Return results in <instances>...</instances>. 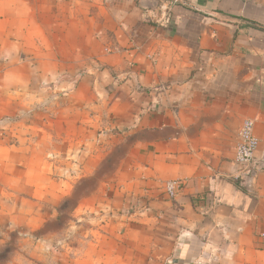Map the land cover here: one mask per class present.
<instances>
[{
  "label": "crops",
  "instance_id": "obj_1",
  "mask_svg": "<svg viewBox=\"0 0 264 264\" xmlns=\"http://www.w3.org/2000/svg\"><path fill=\"white\" fill-rule=\"evenodd\" d=\"M0 37V61L97 89V158L121 155L110 264H264V0H0ZM248 118L256 175L235 159Z\"/></svg>",
  "mask_w": 264,
  "mask_h": 264
},
{
  "label": "rangeland",
  "instance_id": "obj_2",
  "mask_svg": "<svg viewBox=\"0 0 264 264\" xmlns=\"http://www.w3.org/2000/svg\"><path fill=\"white\" fill-rule=\"evenodd\" d=\"M60 35L54 46L70 42ZM83 73L67 85L56 65L0 61V264H110L101 226L121 155L97 158V89Z\"/></svg>",
  "mask_w": 264,
  "mask_h": 264
},
{
  "label": "built area",
  "instance_id": "obj_3",
  "mask_svg": "<svg viewBox=\"0 0 264 264\" xmlns=\"http://www.w3.org/2000/svg\"><path fill=\"white\" fill-rule=\"evenodd\" d=\"M241 1L249 3L256 0ZM176 2H178V0H173V3ZM170 7L171 3L160 4V10L165 13V16L160 20L161 22L168 23L170 21ZM258 148L259 138L255 134V120L252 118L245 119L239 131V141L235 152V159L243 168V173L256 175L263 169V163H261L257 157ZM180 187L181 182L178 179L168 180L164 187L165 193L169 198H175Z\"/></svg>",
  "mask_w": 264,
  "mask_h": 264
}]
</instances>
